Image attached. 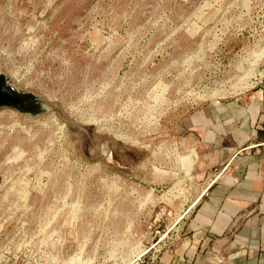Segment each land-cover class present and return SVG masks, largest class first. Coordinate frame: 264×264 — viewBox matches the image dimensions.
<instances>
[{
  "label": "rangeland",
  "instance_id": "374dc122",
  "mask_svg": "<svg viewBox=\"0 0 264 264\" xmlns=\"http://www.w3.org/2000/svg\"><path fill=\"white\" fill-rule=\"evenodd\" d=\"M0 72L50 104L0 106V264H159L201 188L185 118L264 88V0H0Z\"/></svg>",
  "mask_w": 264,
  "mask_h": 264
},
{
  "label": "crops",
  "instance_id": "0c3cea01",
  "mask_svg": "<svg viewBox=\"0 0 264 264\" xmlns=\"http://www.w3.org/2000/svg\"><path fill=\"white\" fill-rule=\"evenodd\" d=\"M183 127L201 188L181 241L159 264H264L262 92L206 103Z\"/></svg>",
  "mask_w": 264,
  "mask_h": 264
},
{
  "label": "water",
  "instance_id": "95a60500",
  "mask_svg": "<svg viewBox=\"0 0 264 264\" xmlns=\"http://www.w3.org/2000/svg\"><path fill=\"white\" fill-rule=\"evenodd\" d=\"M49 102L29 90H23L13 83L9 77L0 72V106L13 107L22 113L33 115L46 111Z\"/></svg>",
  "mask_w": 264,
  "mask_h": 264
},
{
  "label": "built area",
  "instance_id": "2783aa9c",
  "mask_svg": "<svg viewBox=\"0 0 264 264\" xmlns=\"http://www.w3.org/2000/svg\"><path fill=\"white\" fill-rule=\"evenodd\" d=\"M262 100H263V103H264V88H263V90H262ZM156 259H157L156 257L153 258V260H152V264L155 263V260H156Z\"/></svg>",
  "mask_w": 264,
  "mask_h": 264
}]
</instances>
